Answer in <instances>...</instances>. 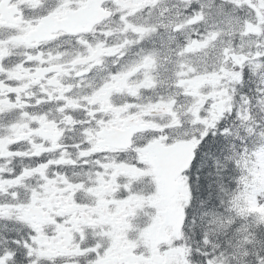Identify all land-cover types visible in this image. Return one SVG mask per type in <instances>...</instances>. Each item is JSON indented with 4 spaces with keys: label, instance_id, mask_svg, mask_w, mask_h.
Masks as SVG:
<instances>
[{
    "label": "snow or ice",
    "instance_id": "obj_1",
    "mask_svg": "<svg viewBox=\"0 0 264 264\" xmlns=\"http://www.w3.org/2000/svg\"><path fill=\"white\" fill-rule=\"evenodd\" d=\"M0 264H264V0H0Z\"/></svg>",
    "mask_w": 264,
    "mask_h": 264
}]
</instances>
